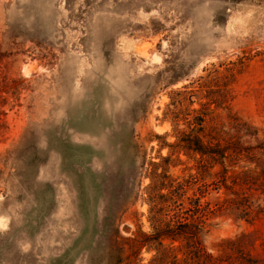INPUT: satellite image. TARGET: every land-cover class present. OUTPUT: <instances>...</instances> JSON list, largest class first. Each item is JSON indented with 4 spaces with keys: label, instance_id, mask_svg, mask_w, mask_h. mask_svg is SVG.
I'll return each instance as SVG.
<instances>
[{
    "label": "rangeland",
    "instance_id": "obj_1",
    "mask_svg": "<svg viewBox=\"0 0 264 264\" xmlns=\"http://www.w3.org/2000/svg\"><path fill=\"white\" fill-rule=\"evenodd\" d=\"M0 264H264V0H0Z\"/></svg>",
    "mask_w": 264,
    "mask_h": 264
},
{
    "label": "trees",
    "instance_id": "obj_2",
    "mask_svg": "<svg viewBox=\"0 0 264 264\" xmlns=\"http://www.w3.org/2000/svg\"><path fill=\"white\" fill-rule=\"evenodd\" d=\"M203 230H205V228H204ZM188 237H189V236H188ZM190 237H191V236H190ZM190 237L188 238L189 240H191V238H190Z\"/></svg>",
    "mask_w": 264,
    "mask_h": 264
}]
</instances>
